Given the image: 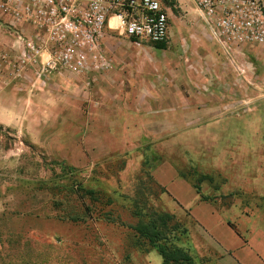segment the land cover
Instances as JSON below:
<instances>
[{
    "label": "rangeland",
    "instance_id": "374dc122",
    "mask_svg": "<svg viewBox=\"0 0 264 264\" xmlns=\"http://www.w3.org/2000/svg\"><path fill=\"white\" fill-rule=\"evenodd\" d=\"M175 1L166 49L177 54L179 73L193 69L199 91L196 83L207 81L203 68L217 64L220 47L192 0ZM144 47L107 30L105 49L118 71L131 63L134 75L152 76L155 59L136 64ZM164 54L158 63L169 68ZM3 63L10 71L8 60ZM186 106L177 104L176 119L169 104L126 107L124 126L114 134L103 128L100 137L93 136L85 104L59 106L36 137L28 118L18 120L19 132L0 124V264H162L134 230L152 212L175 216L187 232L179 233L178 244L196 264H219L191 215L196 194L221 200L223 213L242 230L249 220L264 227V105L258 115L243 109L209 119L199 103L188 113ZM97 142L112 149L93 151Z\"/></svg>",
    "mask_w": 264,
    "mask_h": 264
},
{
    "label": "crops",
    "instance_id": "0c3cea01",
    "mask_svg": "<svg viewBox=\"0 0 264 264\" xmlns=\"http://www.w3.org/2000/svg\"><path fill=\"white\" fill-rule=\"evenodd\" d=\"M22 32L29 35L31 30L28 26L14 27L8 17L0 18V112L5 113L0 115V124L16 128L17 132L20 131L18 120L28 118L32 126L29 134L34 137L40 135L62 105L70 110H81L85 104L89 119L93 118V136L97 137L104 136L103 128L108 134H114L113 129L124 126L126 107L139 110V107L151 109L156 104H169L170 110L175 112L172 117L176 119L179 102L187 104V113L190 111L188 108L192 109L195 103H199L203 117L209 119L215 117L216 112L218 115H241L243 109V112L258 115L264 105V49L258 45L238 47L229 55L218 44L219 61L202 66L207 73V81L196 83L200 88L198 91L194 86L193 69L185 66L187 73H179L178 65L183 66L178 63L177 54L172 56L166 47L159 48L150 42L145 43V54L135 56L138 66L141 59L148 63V56L155 59L151 64L154 74L149 77L134 75L131 63L124 65L123 71H118L116 59L108 52L112 59L111 69L93 72L91 77L58 71L43 80L36 78L31 70L29 79L15 77L11 67L10 71L3 67L2 56L6 55L9 63L20 53ZM209 34L214 39L211 30ZM163 54L171 61L169 68L158 63ZM125 55L133 57L131 53ZM92 79V84H88ZM183 84L186 89H183ZM259 115L264 117L262 112ZM111 149L109 143L93 144V151ZM192 199L193 202L189 201L190 211L201 240L215 250L219 264H264V227L250 225L252 222L249 220L244 227L246 229L242 230V227L231 224L232 220L223 213L221 200H201L199 194L191 196Z\"/></svg>",
    "mask_w": 264,
    "mask_h": 264
},
{
    "label": "built area",
    "instance_id": "2783aa9c",
    "mask_svg": "<svg viewBox=\"0 0 264 264\" xmlns=\"http://www.w3.org/2000/svg\"><path fill=\"white\" fill-rule=\"evenodd\" d=\"M192 2L224 53L246 45L264 49V0ZM170 10L165 0H0L1 19L31 30L20 34L22 49L9 60L15 77L26 79L29 70L43 80L58 71L87 77L108 71L107 30H118L139 47L169 43Z\"/></svg>",
    "mask_w": 264,
    "mask_h": 264
},
{
    "label": "trees",
    "instance_id": "16d2710c",
    "mask_svg": "<svg viewBox=\"0 0 264 264\" xmlns=\"http://www.w3.org/2000/svg\"><path fill=\"white\" fill-rule=\"evenodd\" d=\"M166 5L173 7L175 0H165ZM159 48H165L166 43L155 42ZM200 193L199 183L194 184ZM137 235L144 243L158 251L162 256V264H196L189 249L180 246L179 233H187L181 230V224L175 220V216L166 212H152L144 214L141 221L134 226Z\"/></svg>",
    "mask_w": 264,
    "mask_h": 264
}]
</instances>
